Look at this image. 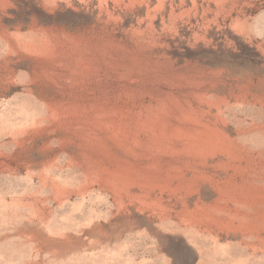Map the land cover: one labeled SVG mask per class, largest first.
<instances>
[{"label":"rangeland","instance_id":"obj_1","mask_svg":"<svg viewBox=\"0 0 264 264\" xmlns=\"http://www.w3.org/2000/svg\"><path fill=\"white\" fill-rule=\"evenodd\" d=\"M263 190L264 0H0V264H264Z\"/></svg>","mask_w":264,"mask_h":264},{"label":"bare ground","instance_id":"obj_2","mask_svg":"<svg viewBox=\"0 0 264 264\" xmlns=\"http://www.w3.org/2000/svg\"><path fill=\"white\" fill-rule=\"evenodd\" d=\"M28 48H29V47H28ZM34 48H35V47H34ZM29 49H30V48H29ZM47 50H48V49H47ZM50 50H51V49H50ZM29 51H30V50H29ZM39 51H40V50H39ZM30 52H31V51H30ZM44 52H45V51H44ZM52 52H53V51H52ZM52 52H51V53H52ZM31 53H32V52H31ZM34 53H35V51H34ZM178 129H179V128H178ZM190 134H191V133H190ZM214 137H215V136H214ZM205 138H206V137H205ZM208 139H209V138H208ZM173 140H174V139H173ZM207 142H208V141H207ZM212 143H213V142H212ZM196 146H197V145H196ZM185 148H186V147H185ZM208 148H209V147H208ZM213 148H214V147H213ZM213 148H212V149H213ZM215 149H217V148H215ZM187 150H189V149H187ZM196 151H197V150H196ZM211 151H212V150H211ZM173 152H174V151H173ZM176 152H177V151H176ZM200 152H201V151H200ZM175 154H176V153H175ZM239 169H240V168H239ZM240 173H241V172H240ZM236 178H237V177H236ZM241 178H242V177H241ZM244 185H245V184H244ZM250 190H251V189H250ZM253 191H254V189L252 190V192H253ZM263 191H264V190H263ZM249 192H250V191H249ZM249 192H248V194H249ZM236 193H237V192H236ZM242 193H243V192H242ZM258 193H259V192H258ZM246 194H247V193H246ZM255 194L257 195V192H256ZM237 195H238V194H237ZM249 195H250V194H249ZM249 195H247V196H249ZM256 195H255V196H256ZM258 195H259V194H258ZM252 196H253V195H252ZM245 197H246V195H245ZM249 197H250V196H249ZM246 198H247V197H246ZM250 198H251V197H250ZM259 198H260V196H259ZM259 198H257V199H259ZM238 199H239V198H238ZM247 199H248V198H247ZM254 199H255V198H254ZM254 199H253V200H254ZM247 201L249 202V199H248ZM237 202H238V201H237ZM245 202H246V201H245ZM255 202H256V201H255ZM258 202H259V201H258ZM261 202H262V201H261ZM243 203H244V202H243ZM245 204H246V203H245ZM251 204H252V203H251ZM255 204H256V203H255ZM252 206H253V205H252ZM236 213H237V212H236ZM246 216H247V215H246ZM246 216H245V217H246ZM250 216H251V215H250ZM260 216H261V215H260ZM248 217H249V216H248ZM253 218H254V216H253ZM256 218H257V217H256ZM256 221H257V220H256ZM258 222H259V221H258ZM250 225H251V224H250ZM247 226H248V225H247ZM254 226H255V225H254ZM251 227H252V226H251ZM249 230H250V229H249ZM249 230H248V231H249Z\"/></svg>","mask_w":264,"mask_h":264}]
</instances>
